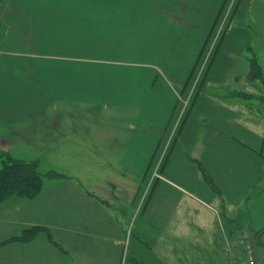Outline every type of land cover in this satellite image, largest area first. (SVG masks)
Wrapping results in <instances>:
<instances>
[{
    "label": "crops",
    "instance_id": "obj_1",
    "mask_svg": "<svg viewBox=\"0 0 264 264\" xmlns=\"http://www.w3.org/2000/svg\"><path fill=\"white\" fill-rule=\"evenodd\" d=\"M237 1L230 9L229 0L0 6V149L51 127L71 136L75 152L102 159L77 157L80 166L47 179L37 197L0 203V242L43 228L30 241L1 244L0 264H124L123 204L137 200L135 264L227 262L228 237L240 228L222 212L237 220L234 204L264 179V114L224 96L247 79L248 46L259 64L264 48V1L239 0L233 12ZM221 21L226 31L204 83L166 144ZM78 110L87 112L82 124Z\"/></svg>",
    "mask_w": 264,
    "mask_h": 264
},
{
    "label": "rangeland",
    "instance_id": "obj_2",
    "mask_svg": "<svg viewBox=\"0 0 264 264\" xmlns=\"http://www.w3.org/2000/svg\"><path fill=\"white\" fill-rule=\"evenodd\" d=\"M229 2H230L229 3V9H230L233 6L234 0H229ZM261 8H262L261 14L264 15V6H261ZM257 10L258 8L256 7V11ZM251 14H252V10L248 11L247 17L249 18ZM224 27H225V22L221 21V25L217 27L215 34H213L209 39V41L207 42L206 50L203 56L200 57V60L197 63L195 72L193 74V78L190 81L191 93H189L188 98L186 99L187 101L185 99L181 100L180 98L181 100L180 106L177 110L176 119L173 122L174 124H172L171 128L169 129V135L166 138L167 140L166 144H168V141H171L172 130L174 129L175 124L179 122V121L176 122V120L177 118L179 119L181 111H183L182 113L186 112V109L189 107L192 97L194 96L198 86L200 85V83L202 82L204 83L203 79L205 76V72L209 66L210 58L217 47L218 41L221 37ZM245 53L247 54V56L253 55V52H251L250 50L245 51ZM261 53L262 54L260 55L259 59L264 76V48L261 50ZM240 91H245L254 94H264V85L260 80L245 79L244 81H240L239 84H235V82H233L229 85V87H227L225 91L226 93L224 92L225 94L224 96L234 97V99H236L239 102V105L242 107L251 106L250 108H252V106H255V108L258 111H261V113L264 114V100H259L255 97L247 98V97L237 96L236 93ZM185 102H187V106L185 105ZM252 109H254V107ZM91 113L94 112L91 111ZM86 114H87L86 111L83 112L78 110L76 112V115L79 116V122L81 124L83 120L82 116ZM86 123H88V121ZM48 129H49L48 131L44 130L39 134H36L37 132L31 133L27 135L25 138L22 137L15 138L17 142L15 143V145L12 146L11 150L9 151L10 154L13 155L14 157L21 159L38 160V170L43 174L51 170H55L61 173L60 171H63L62 169H66V170L77 169L80 165H78V163H74L75 159H77V157H80L82 155H84L83 156L84 160H87V162L91 161L90 164L92 163L93 165H95L93 163L94 161H92V159H95L96 156L95 153L86 154L89 155V159H88V156H86L85 153H79L77 151L75 152L74 150H72V147H74V143L71 136H67V135L63 136L56 129L51 127ZM61 139H64V142H62ZM262 153L264 156V147L262 148ZM161 154L162 152L160 153V155ZM97 155L98 156H96L95 161H97V163L99 164L98 160H102V159L100 154H98V152ZM0 166H1V161H0ZM155 166H156V162L151 168V173ZM97 171H98L97 174H100L102 172L101 170H97ZM50 180H55V179H50ZM145 184L146 183L144 182L143 188ZM135 203H137L136 206H132L131 204H125V203L123 204L124 207L126 208L125 212L127 213L126 223H125L127 229L126 232L127 249L125 251L124 264H135L133 261V255H134L133 244L135 242L134 233L136 232L138 226L137 224L140 222L139 221L140 217H138V215L141 214L138 213L141 208V205H139L140 202L138 203L137 200ZM121 206L122 204L119 205L120 208ZM118 209L114 208L113 211L117 214V217L123 220L121 216V212ZM233 214L238 217L237 220H239L238 222L241 224L240 229L238 230L247 231L253 236L255 242V249L258 256L257 262H259V264H264V179L258 184H256L255 187L253 186L250 189L245 200H243L237 205L234 204ZM122 222L124 223V221ZM257 236L260 237V240H257ZM218 261H219L218 264H226V259L224 258H220Z\"/></svg>",
    "mask_w": 264,
    "mask_h": 264
},
{
    "label": "trees",
    "instance_id": "obj_3",
    "mask_svg": "<svg viewBox=\"0 0 264 264\" xmlns=\"http://www.w3.org/2000/svg\"><path fill=\"white\" fill-rule=\"evenodd\" d=\"M238 2L239 0L237 1V4L233 12L236 10ZM5 4H6V0H3V2H1L0 0V6L5 5ZM225 31H226V28H224L221 34L217 47L219 43L221 42L222 36L225 33ZM216 49L214 50V53L210 58V63L205 72L204 79L209 70V67H210L211 61L213 60ZM249 50L253 52V55L249 56V72L246 78L248 80H260L262 84L264 85L262 67L258 62L255 52L252 50L250 46H248V51ZM202 83H200V85L198 86L193 98L198 93V91L201 89ZM236 95L240 97H247V98L255 97L259 100H264V94H254V93H249L245 91H240V92H237ZM263 147H264V140H263ZM259 153L264 158L263 153L262 152H259ZM0 161H1L0 203H4L7 200L14 198V197L33 199L37 197L43 190L46 179L68 178L67 175L63 173H59L55 170H51L43 174L39 172L38 170V160H26V159L17 158V157L12 156L9 152H5V151L0 152ZM222 220L227 226H230V229H233V230L235 228L236 229L240 228L241 226V224L236 219L227 217V215L224 212H222ZM42 229L43 228L38 227V226L27 228L21 233V235L10 238L3 242H0V245L5 244L10 241H30ZM238 231H241V230H238V229L236 231L231 230V234L233 235ZM47 233H48L49 239L53 241L51 233L49 231H47Z\"/></svg>",
    "mask_w": 264,
    "mask_h": 264
},
{
    "label": "built area",
    "instance_id": "obj_4",
    "mask_svg": "<svg viewBox=\"0 0 264 264\" xmlns=\"http://www.w3.org/2000/svg\"><path fill=\"white\" fill-rule=\"evenodd\" d=\"M185 105L187 106V102H185ZM182 112L183 111H181L180 113L179 119L177 118L176 120V122L178 121L179 122L175 124V127L172 130L171 140L173 139L179 127L180 121L183 117L184 113ZM170 142L171 141H168V144ZM225 252L228 255L226 264H257L258 263L257 262L258 256L255 249V242L253 236L247 231H238L232 236L228 237L225 246Z\"/></svg>",
    "mask_w": 264,
    "mask_h": 264
}]
</instances>
